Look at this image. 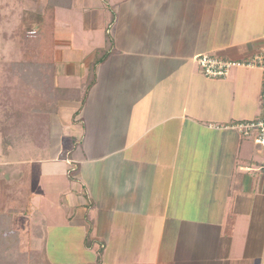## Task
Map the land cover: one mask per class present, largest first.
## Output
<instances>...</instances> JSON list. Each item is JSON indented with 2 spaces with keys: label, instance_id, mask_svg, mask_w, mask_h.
I'll return each instance as SVG.
<instances>
[{
  "label": "crops",
  "instance_id": "crops-1",
  "mask_svg": "<svg viewBox=\"0 0 264 264\" xmlns=\"http://www.w3.org/2000/svg\"><path fill=\"white\" fill-rule=\"evenodd\" d=\"M191 1L104 0L109 12L96 0L103 15L92 23L80 6L89 41L112 26L113 47L87 56L73 43L76 24L56 11L54 82L66 93L50 118L51 148L53 126L62 132L55 157L30 162L76 184L68 207L95 222L96 264H264V149L231 127L263 113L258 69L210 80L196 63L252 57L264 0Z\"/></svg>",
  "mask_w": 264,
  "mask_h": 264
},
{
  "label": "trees",
  "instance_id": "trees-1",
  "mask_svg": "<svg viewBox=\"0 0 264 264\" xmlns=\"http://www.w3.org/2000/svg\"><path fill=\"white\" fill-rule=\"evenodd\" d=\"M11 1L12 5H0V23L3 6L17 12L20 20L10 35L20 57L3 64L0 72V137L5 153L14 154L13 163L5 165L8 172L14 175L12 169L17 167L22 174L10 181L0 175V264H50L45 221L31 227L35 241H41L39 249L33 248L31 234L23 229L31 209L30 159L16 156L21 149L30 150V145L38 149L40 158L51 149L50 118L66 93L54 82L55 14L57 9H72L73 0H47L41 11L26 6L39 0ZM105 57L106 52L96 64ZM17 160L21 163L14 164Z\"/></svg>",
  "mask_w": 264,
  "mask_h": 264
},
{
  "label": "rangeland",
  "instance_id": "rangeland-1",
  "mask_svg": "<svg viewBox=\"0 0 264 264\" xmlns=\"http://www.w3.org/2000/svg\"><path fill=\"white\" fill-rule=\"evenodd\" d=\"M103 1L101 0L104 9L109 11V8H106L107 5H105ZM109 1L113 5V7H115L116 4L122 2L123 0ZM219 1L220 4L224 7L223 2H226V4H228L227 2H231L232 0ZM95 3L96 0H76L75 4L78 7L77 10L65 9L59 11L57 14V19L59 22H72L76 24L73 33V43L75 44V47H80L82 51H84L82 53V55L84 56H87L93 50L94 52L98 51V47H113V43L110 42L108 39L106 40V37L104 36V32H106V29L108 32L112 29V26H110L111 23L109 21L106 24L107 28L105 30L92 29L91 33H93L94 37H96L93 42L89 41V39H93L92 35L90 33H84L83 25L85 24V13H81V9L79 7L84 6V8L89 11L88 13H90L89 15L91 18L90 22L92 23L94 22V20H92L94 16L100 19L101 13L103 15V12H101V10L96 7ZM5 4L12 5V1L0 0V5ZM32 5L33 4L27 6L28 9L30 8L37 10L38 8V10H42V6L34 5L33 8H31ZM123 7L126 11H128V7L126 6V4ZM194 8L196 9L197 7ZM113 11L111 12L112 15L114 14ZM127 15L128 14H126V16ZM1 17L2 21L0 23V72L2 70L3 64L5 65V63L11 62L15 59L18 60V58L20 57L16 45L11 39L10 35L13 31L15 22H18L20 20L18 17L17 21V12H14L11 7L3 6V9L1 10ZM230 18L233 19L234 16H231ZM102 26L105 27V23L102 24ZM7 35L9 36V38L7 37ZM81 35H84V40L82 39L83 36ZM75 54L77 55V53L75 52L68 53L67 58H74L76 56ZM214 56L219 57L216 54H214ZM261 73L259 70L253 71V81H255L257 87L261 86L262 88L263 75H261ZM60 126L61 125L58 124H56V126H53V146L50 149L49 153H43V156H41L40 158V155H38L37 153L38 149L30 145V150L27 151L21 149L18 152V157L16 156V159L27 158L30 159L29 161H38L48 160L51 159V157H55L56 153L54 147L56 148V146H58L56 144L59 143L57 135H59L58 133L62 132ZM13 156L14 154L5 153L3 149L2 139L0 137V168L2 170L11 171L5 165L13 163L11 162L13 160ZM18 160L14 164H18L21 162L27 163V160L25 159H20L21 162ZM29 164L31 167L33 166L31 184L33 193V198L31 199L32 209H30L29 216L24 220L23 229L26 232L29 231V233L31 234V245H34L33 248L39 249L41 247V241H35V238H33L32 236L31 227L36 223H42L43 221H46V225L48 227L47 255L50 259V264H96L98 258L100 262V257H102L103 254L93 240L95 237V232L93 231V224L95 222L92 223L89 221L86 222V224H82V221L77 218L78 212L76 208L74 207L69 210L68 207V204H76V201L69 197V193L75 192V188H77L75 187L76 184L73 185L72 183H70L71 181L67 178V176H61L58 179L56 178L54 180L52 178H47V176L44 175L43 165L40 162H35L32 165L31 162H29ZM69 169L71 170L72 168ZM12 171H15V173L14 175H11V180L16 174L17 176L15 177L17 178L20 177L22 174L21 169H18L17 167L12 169ZM65 206H67V209L65 208ZM73 218H75L73 220L75 223L71 222V219ZM99 218L100 216H98V219ZM88 228L90 229L88 230ZM98 251L99 253L101 251V255L98 253Z\"/></svg>",
  "mask_w": 264,
  "mask_h": 264
},
{
  "label": "built area",
  "instance_id": "built-area-1",
  "mask_svg": "<svg viewBox=\"0 0 264 264\" xmlns=\"http://www.w3.org/2000/svg\"><path fill=\"white\" fill-rule=\"evenodd\" d=\"M196 63L203 76L210 80L227 79L235 69H258L262 72V115L251 121L238 122L231 127L237 129L242 135L253 136L254 142L264 149V40L261 42L258 51L249 59L232 60L211 54H203L196 58Z\"/></svg>",
  "mask_w": 264,
  "mask_h": 264
},
{
  "label": "water",
  "instance_id": "water-1",
  "mask_svg": "<svg viewBox=\"0 0 264 264\" xmlns=\"http://www.w3.org/2000/svg\"><path fill=\"white\" fill-rule=\"evenodd\" d=\"M0 174H3V177H4L6 180H8V181L11 180V179H10V177H11V173H10V172L5 171V170H2V169L0 168Z\"/></svg>",
  "mask_w": 264,
  "mask_h": 264
}]
</instances>
